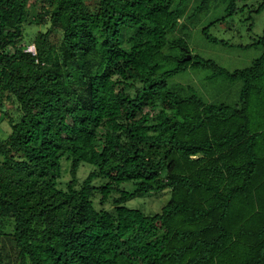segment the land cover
I'll return each mask as SVG.
<instances>
[{
	"label": "trees",
	"instance_id": "1",
	"mask_svg": "<svg viewBox=\"0 0 264 264\" xmlns=\"http://www.w3.org/2000/svg\"><path fill=\"white\" fill-rule=\"evenodd\" d=\"M182 1L0 0V264H264V26L229 70L192 52ZM198 66L239 79L237 100L168 83Z\"/></svg>",
	"mask_w": 264,
	"mask_h": 264
},
{
	"label": "rangeland",
	"instance_id": "2",
	"mask_svg": "<svg viewBox=\"0 0 264 264\" xmlns=\"http://www.w3.org/2000/svg\"><path fill=\"white\" fill-rule=\"evenodd\" d=\"M177 1L179 0H175V2ZM260 1L262 0H236V11L231 15L225 16L224 0H207L209 7L198 10L195 9V5L200 3L199 0H183L182 5L183 7L186 6L189 18H185L184 16L181 18L183 21L182 31L185 34L184 37H186L192 52H196L205 58L214 59L219 65L229 70L248 65L261 52L260 47L253 45L248 47L243 46L262 33L264 9L259 11L255 10ZM244 3H246L245 6H243ZM190 13H192L191 16ZM222 15L223 18H221ZM214 19H217V22L209 26L208 32L215 36L218 42L207 40L201 32L202 27L210 21L214 22ZM23 24V37L25 40H31L38 29L45 30L47 27L37 23ZM53 31L55 32H53L55 37L59 38L58 30L54 29ZM175 32L178 33L177 30ZM30 45L34 46L32 43ZM208 72V68L201 66L188 67L186 70L179 71L170 76L168 83L170 85L179 83L190 84L199 95L208 101L215 99L228 103L236 101L241 84L240 80H229L221 76L208 78ZM5 107L7 108V106ZM251 108V112L255 115L260 111V107L255 103H252ZM9 111L11 114H14L13 107H9ZM1 112L3 111L0 108V115ZM9 131L10 124L5 116L0 122V136H6ZM68 165V161L64 160L62 163L63 180L68 178ZM88 171L89 166L82 165L78 173L83 177ZM123 185L128 188L131 186V183H125ZM167 198V191L159 196L153 194L137 195L127 200L126 204L130 207H138L146 213H153L159 210V206ZM94 203L96 207H100L97 197L94 199ZM102 206L110 209L113 206V202L103 203Z\"/></svg>",
	"mask_w": 264,
	"mask_h": 264
},
{
	"label": "water",
	"instance_id": "3",
	"mask_svg": "<svg viewBox=\"0 0 264 264\" xmlns=\"http://www.w3.org/2000/svg\"><path fill=\"white\" fill-rule=\"evenodd\" d=\"M190 57H191V54L188 51H186V55L184 56V59H189Z\"/></svg>",
	"mask_w": 264,
	"mask_h": 264
},
{
	"label": "built area",
	"instance_id": "4",
	"mask_svg": "<svg viewBox=\"0 0 264 264\" xmlns=\"http://www.w3.org/2000/svg\"><path fill=\"white\" fill-rule=\"evenodd\" d=\"M32 47V48H31ZM27 48L29 49V50H31L32 51V53H34V47L33 46H31V45H28L27 46Z\"/></svg>",
	"mask_w": 264,
	"mask_h": 264
}]
</instances>
